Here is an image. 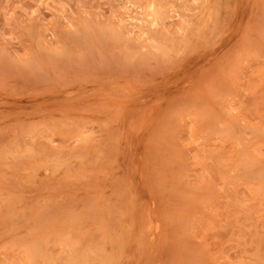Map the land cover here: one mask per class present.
Listing matches in <instances>:
<instances>
[{
    "label": "rangeland",
    "instance_id": "374dc122",
    "mask_svg": "<svg viewBox=\"0 0 264 264\" xmlns=\"http://www.w3.org/2000/svg\"><path fill=\"white\" fill-rule=\"evenodd\" d=\"M199 1L0 0V264H264V0Z\"/></svg>",
    "mask_w": 264,
    "mask_h": 264
},
{
    "label": "bare ground",
    "instance_id": "6f19581e",
    "mask_svg": "<svg viewBox=\"0 0 264 264\" xmlns=\"http://www.w3.org/2000/svg\"><path fill=\"white\" fill-rule=\"evenodd\" d=\"M134 1V0H133ZM201 1V0H200ZM199 1V2H200ZM183 6V5H182ZM137 7V6H136ZM184 7V6H183ZM151 9V8H150ZM191 13H192V11H191ZM190 13V14H191ZM148 17H149V19H150V27H156L157 25H158V18H157V16L151 11V13L148 15ZM173 19V18H172ZM137 21V20H136ZM127 22V21H126ZM138 22V21H137ZM157 31V30H156ZM148 32V31H147ZM147 32H145V30L143 29L142 30V28H141V35H144L145 33L147 34ZM122 37V36H121ZM183 37H185V36H183ZM157 38V37H156ZM163 38V40L165 39L164 37H162ZM124 39H126V38H124ZM140 41H142V40H140ZM146 42H148V40L146 41ZM146 44H148V43H146ZM157 54V53H156Z\"/></svg>",
    "mask_w": 264,
    "mask_h": 264
}]
</instances>
